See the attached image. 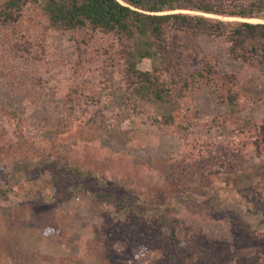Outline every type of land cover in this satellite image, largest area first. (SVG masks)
<instances>
[{
  "label": "rangeland",
  "instance_id": "obj_1",
  "mask_svg": "<svg viewBox=\"0 0 264 264\" xmlns=\"http://www.w3.org/2000/svg\"><path fill=\"white\" fill-rule=\"evenodd\" d=\"M40 37L22 58L0 48V188L7 189L0 264H264V72L234 57L224 36L178 32L172 57L181 51L176 61L186 68L206 54L220 74L235 75L224 88L239 93L240 109H231L217 86L204 85L158 107L160 115L180 110L187 118L188 128L175 133L130 111L120 73L79 61L83 49L72 34ZM98 38L104 39L97 36L92 48ZM155 60L138 66L150 69ZM19 62L46 87L20 89L12 73ZM68 85L100 96L101 119L69 123L62 106ZM112 191L119 199L136 197L137 216L129 220L97 198ZM161 213L173 218L171 226L134 222Z\"/></svg>",
  "mask_w": 264,
  "mask_h": 264
},
{
  "label": "trees",
  "instance_id": "obj_2",
  "mask_svg": "<svg viewBox=\"0 0 264 264\" xmlns=\"http://www.w3.org/2000/svg\"><path fill=\"white\" fill-rule=\"evenodd\" d=\"M180 9L244 20H222L176 11ZM250 18L264 19V0H0V48L4 52L9 51L8 56L13 53V56L22 58L36 49L37 35L40 39V34L70 33L78 47L83 49L79 61H99L104 68H112L109 72L116 68L120 73L125 103L130 111L176 133L178 129L188 128L187 118L181 116L180 110L160 115L158 107L174 99H182L204 85L217 86L231 109H240L237 102L239 93L233 92L231 87L224 88L225 82L229 83L236 78L235 75L220 74L214 59L206 54L202 55L198 65L186 68L176 61L179 56L183 57L181 51L172 57L171 51L175 52L174 45L178 43V32L197 29L224 36L230 42L229 49L234 57L264 72V21H247ZM97 36L104 39L98 38L99 44L92 48ZM40 47L42 49L43 45ZM154 57L157 60L150 69L138 66L143 58ZM4 61L2 63L6 65V59ZM12 73H15L16 85L20 89L29 90L32 85L43 89L48 83L43 82L42 76H30L29 67L22 62L13 66ZM9 83L14 85L12 80ZM60 88V83H55L51 90L57 93ZM77 89V85H68L62 91L65 116L73 126L96 123L104 113L98 106L102 102L100 96H96L89 87L85 92ZM4 109L8 117H17L13 110ZM259 134L264 143V122L259 126ZM256 143L261 149L260 141ZM53 179L59 183L62 178L55 175ZM6 192L7 189L0 188V200L7 197ZM97 198L122 209L129 220L137 216L136 197L125 195L119 199L112 191L98 193ZM172 219L161 213L153 218L139 217L134 222L143 225L159 222L171 226ZM171 261L174 262L175 258L172 257Z\"/></svg>",
  "mask_w": 264,
  "mask_h": 264
}]
</instances>
